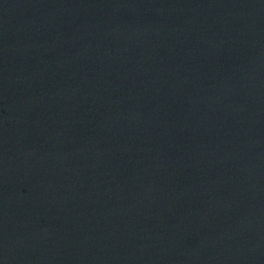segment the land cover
<instances>
[{"label": "water", "instance_id": "1", "mask_svg": "<svg viewBox=\"0 0 264 264\" xmlns=\"http://www.w3.org/2000/svg\"><path fill=\"white\" fill-rule=\"evenodd\" d=\"M0 264H264V0H0Z\"/></svg>", "mask_w": 264, "mask_h": 264}]
</instances>
